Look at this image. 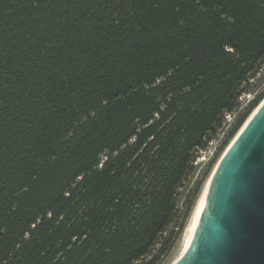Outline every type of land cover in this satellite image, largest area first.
<instances>
[{
    "label": "trees",
    "instance_id": "1",
    "mask_svg": "<svg viewBox=\"0 0 264 264\" xmlns=\"http://www.w3.org/2000/svg\"><path fill=\"white\" fill-rule=\"evenodd\" d=\"M263 63L264 0H0V264H160Z\"/></svg>",
    "mask_w": 264,
    "mask_h": 264
},
{
    "label": "water",
    "instance_id": "2",
    "mask_svg": "<svg viewBox=\"0 0 264 264\" xmlns=\"http://www.w3.org/2000/svg\"><path fill=\"white\" fill-rule=\"evenodd\" d=\"M170 264H264V97L215 162L198 222Z\"/></svg>",
    "mask_w": 264,
    "mask_h": 264
},
{
    "label": "rangeland",
    "instance_id": "3",
    "mask_svg": "<svg viewBox=\"0 0 264 264\" xmlns=\"http://www.w3.org/2000/svg\"><path fill=\"white\" fill-rule=\"evenodd\" d=\"M249 82H250V88H251L250 93L245 92V93H242L240 95L241 98L239 100H240L242 106L248 101V99L253 97L255 92L261 86H263V84H264V63L261 65V68H259L258 72H256V74L253 76V78L249 79ZM237 113H239V108L234 112V115L236 116ZM234 115L232 114L231 119H230L231 120L230 123L235 118ZM229 124H226L225 126H223V128L218 131V133L214 136V138L211 139L207 143L208 147L207 146L206 147L209 148L210 151L207 150L206 152H204V151H202L203 149L200 150L198 153V156L194 160V162H193L195 165L194 169L189 173L187 178L183 181L182 186L179 188L180 201H179L178 206H179V210L181 213L183 212V210L185 208V203L192 196L196 181L198 179H200V177L204 171L205 163L209 160V158H211L213 156V153L218 148L219 140L222 138L224 133L227 131ZM207 179H208V177L206 178V180ZM205 181H204V183H205ZM204 183H203V185H204ZM203 185H202V188H203ZM202 188H201V190H202ZM201 190H200V192H201ZM187 220H188V218H187ZM187 220H186V222H187ZM186 222H185V224H186ZM180 238H181V234H180L179 238L175 241V244H174V247L172 248V250L169 252V254L164 258V260L160 264H170L175 259L176 255L179 252V248H180ZM139 263H141V262L138 261L137 264H139Z\"/></svg>",
    "mask_w": 264,
    "mask_h": 264
},
{
    "label": "bare ground",
    "instance_id": "4",
    "mask_svg": "<svg viewBox=\"0 0 264 264\" xmlns=\"http://www.w3.org/2000/svg\"><path fill=\"white\" fill-rule=\"evenodd\" d=\"M254 112V111H253ZM207 182L208 179L205 181L203 188L201 190V192L199 193L198 197L195 200V203L192 207V210L190 212V215L188 217V220L184 226V230L182 232L181 238H180V248H179V252L176 255L175 259L173 261H175L176 259L179 258V256H181V254H183V252L185 251L187 242L190 238V235L194 229V227L196 226L197 222H198V215H199V204L205 194V190H206V186H207Z\"/></svg>",
    "mask_w": 264,
    "mask_h": 264
},
{
    "label": "built area",
    "instance_id": "5",
    "mask_svg": "<svg viewBox=\"0 0 264 264\" xmlns=\"http://www.w3.org/2000/svg\"><path fill=\"white\" fill-rule=\"evenodd\" d=\"M241 98V96H239V99ZM249 100V99H248ZM232 114L234 115V112H227L225 115H224V118H225V124H224V126L226 125V124H229L230 123V119H231V116H232ZM208 147V146H207ZM205 148V149H203L202 151H204V152H206L207 150H209V148ZM210 151V150H209Z\"/></svg>",
    "mask_w": 264,
    "mask_h": 264
}]
</instances>
